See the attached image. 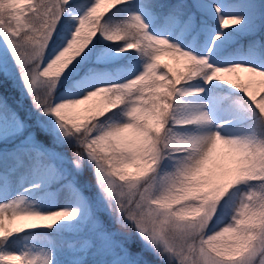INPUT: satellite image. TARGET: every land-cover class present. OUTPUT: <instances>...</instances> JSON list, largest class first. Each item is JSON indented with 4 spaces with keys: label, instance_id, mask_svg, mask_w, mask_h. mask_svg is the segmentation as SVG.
<instances>
[{
    "label": "snow or ice",
    "instance_id": "snow-or-ice-1",
    "mask_svg": "<svg viewBox=\"0 0 264 264\" xmlns=\"http://www.w3.org/2000/svg\"><path fill=\"white\" fill-rule=\"evenodd\" d=\"M0 264H264V0H0Z\"/></svg>",
    "mask_w": 264,
    "mask_h": 264
},
{
    "label": "trees",
    "instance_id": "trees-1",
    "mask_svg": "<svg viewBox=\"0 0 264 264\" xmlns=\"http://www.w3.org/2000/svg\"><path fill=\"white\" fill-rule=\"evenodd\" d=\"M242 43L246 44L247 41H242ZM6 94L10 97V101L16 97L19 96L18 91H16L15 89H13L12 87H9L6 91ZM26 105V102H25Z\"/></svg>",
    "mask_w": 264,
    "mask_h": 264
},
{
    "label": "rangeland",
    "instance_id": "rangeland-1",
    "mask_svg": "<svg viewBox=\"0 0 264 264\" xmlns=\"http://www.w3.org/2000/svg\"><path fill=\"white\" fill-rule=\"evenodd\" d=\"M165 59L167 60V58H165ZM167 62L171 63L170 60H168ZM25 102H26V106H27L28 102L27 101H25ZM86 178L90 180V177L86 176Z\"/></svg>",
    "mask_w": 264,
    "mask_h": 264
}]
</instances>
